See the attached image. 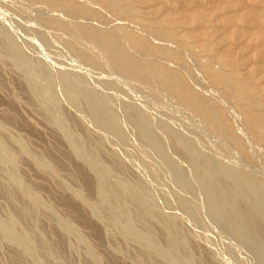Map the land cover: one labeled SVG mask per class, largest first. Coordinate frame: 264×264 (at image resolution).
I'll list each match as a JSON object with an SVG mask.
<instances>
[{
	"label": "rangeland",
	"instance_id": "rangeland-1",
	"mask_svg": "<svg viewBox=\"0 0 264 264\" xmlns=\"http://www.w3.org/2000/svg\"><path fill=\"white\" fill-rule=\"evenodd\" d=\"M263 128L264 0H0V264H264Z\"/></svg>",
	"mask_w": 264,
	"mask_h": 264
},
{
	"label": "bare ground",
	"instance_id": "bare-ground-1",
	"mask_svg": "<svg viewBox=\"0 0 264 264\" xmlns=\"http://www.w3.org/2000/svg\"><path fill=\"white\" fill-rule=\"evenodd\" d=\"M225 78H226V77H225ZM223 79H224V78H223ZM221 80H222V79H221ZM227 80H228V79H227ZM229 82H230V81H229ZM253 102H254V101H253ZM244 117H245V116H244ZM256 120H257V119H256ZM8 121H9V120H8ZM16 122H17V121H16ZM255 122H256V121H255ZM260 124H262V123H260ZM257 127H258V126H257ZM259 128H260V127H259ZM259 128H258V129H259ZM260 129L262 130V128H260ZM263 129H264V128H263ZM46 151H47V150H46ZM44 155H45V154H44ZM45 156H46V155H45ZM54 157H55V156H54ZM51 158H53V157H51ZM58 158H59V157H58ZM54 159H57V158L55 157ZM59 159H60V158H59ZM70 159H71V158H70ZM53 162H54V161H53ZM55 162H56V161H55ZM64 164H65V163H64ZM64 164H62V165H64ZM53 167H54V166H53ZM64 167H65V166H64ZM76 167H77V166H76ZM78 168H79V167H78ZM76 170H77V169H76ZM76 170H75V171H76ZM81 170H82V169H81ZM77 171H78V170H77ZM82 171H83V170H82ZM79 173H80V172H79ZM83 173H84V172H83ZM83 173H82V174H83ZM80 174H81V173H80ZM85 176H86V175H85ZM245 177H246V176H245ZM81 178H82V176H81ZM84 178H85V177H84ZM87 179H88V178H87ZM84 180H85V179H84ZM84 182H85V181H84ZM89 182H90V181H89ZM87 183H88V181H87ZM87 183H86V184H87ZM86 187L88 188V186H86ZM89 187H90V184H89ZM71 206H72V205H71ZM71 206H69V207L71 208ZM75 212H76V211H75ZM79 213H80V212H79ZM16 214H17V213H16ZM76 214H77V213H76ZM80 216H81V215H80ZM73 217H74V216H73ZM20 218H21V217H20ZM85 218H87V217H85ZM85 218H84V219H85ZM84 219H82V222H83ZM79 221H81V220L79 219ZM85 222H86V220H85ZM78 223H79V222H78ZM80 223H81V222H80ZM82 224H85V223H82ZM84 226H85V225H84ZM90 227H91V226H90ZM90 227H89V228H90ZM94 231H95V230H94ZM94 233H95V232H94ZM94 235H95V234H94ZM64 256H65V255H64Z\"/></svg>",
	"mask_w": 264,
	"mask_h": 264
}]
</instances>
